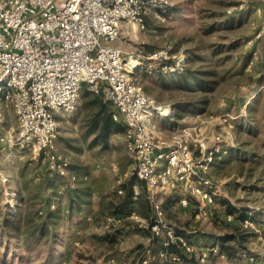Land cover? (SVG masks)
Masks as SVG:
<instances>
[{
	"label": "rangeland",
	"instance_id": "374dc122",
	"mask_svg": "<svg viewBox=\"0 0 264 264\" xmlns=\"http://www.w3.org/2000/svg\"><path fill=\"white\" fill-rule=\"evenodd\" d=\"M165 5L174 7L169 16L152 12L144 30L125 22L114 44L126 57L143 62L137 81L168 108L170 130L157 131L158 136L169 138L178 126L204 124L209 137L221 135L224 142L207 175L218 188L208 205L209 217L197 218L196 197L177 191L160 197L165 222L182 232L180 237L191 247L188 251L177 245L187 264H229L215 246V237L226 232L225 222L230 221L224 202L244 208L253 219L241 230L248 248L241 263L248 258L264 264V33L257 37L264 27L263 0H163ZM95 96L83 86L77 109L59 117L57 150L77 181L64 179L49 190L42 183L55 172L28 148L12 145L17 116L13 107L4 108L0 211L35 215L44 201L52 211L60 208L61 218L50 226L47 241L29 252L21 244L20 231L9 232L0 243V264H140L154 245L151 213L144 215L145 195V206L133 204L120 215L110 214L109 203L125 195L123 186L134 164L124 134L112 135L106 149L93 144L97 132L91 128L99 109ZM134 190L139 194L138 187ZM71 197L77 200L73 210ZM185 197L187 205L181 203ZM166 236L163 231L155 247Z\"/></svg>",
	"mask_w": 264,
	"mask_h": 264
},
{
	"label": "built area",
	"instance_id": "2783aa9c",
	"mask_svg": "<svg viewBox=\"0 0 264 264\" xmlns=\"http://www.w3.org/2000/svg\"><path fill=\"white\" fill-rule=\"evenodd\" d=\"M162 5L163 0H0V125L4 108L13 107L18 130L11 136L12 145L28 148L75 184L77 176L58 152L56 139L59 117L77 109L82 87L87 86L126 128L132 175L144 184L154 211L150 231L155 236L166 231L164 246L179 242L191 251L165 222L160 197L189 192L197 200V218L207 219L218 189L207 175L223 147L222 136L209 137L204 124L178 126L169 138L158 136L156 118L165 124L170 117L162 115L161 105L137 81L143 62L135 75L133 56L126 57L114 44L124 22L144 30L147 16ZM263 33L264 27L257 37ZM181 203L187 205L189 199ZM158 258L186 264L174 252H161Z\"/></svg>",
	"mask_w": 264,
	"mask_h": 264
},
{
	"label": "trees",
	"instance_id": "16d2710c",
	"mask_svg": "<svg viewBox=\"0 0 264 264\" xmlns=\"http://www.w3.org/2000/svg\"><path fill=\"white\" fill-rule=\"evenodd\" d=\"M174 7H170L168 5L162 6L157 9V11L164 15L169 16L170 12L173 11ZM94 104L99 106L98 111L95 113L93 118V124L91 131L97 132L96 137L93 140V144L102 145L105 149L109 146V138L112 135H122L124 134L126 128L122 123H118L113 120L110 112L109 106L104 103L102 97L100 95H96L94 100ZM72 169V166H71ZM62 178L56 172L50 179H44L42 186L49 190L55 189L58 183L62 184ZM125 190V195L120 198L118 201H111L110 205V214L111 215H120L129 209L133 204H139L141 207L145 206L143 204L142 196L145 195V200L148 204L147 213L144 215L146 217L150 216V224L154 223V216L152 214L153 208L148 199L147 191L143 183L137 180V178L131 175L128 178V182L123 186ZM135 187L140 189L139 194H135ZM72 198V197H71ZM77 203V200L72 198L69 208L73 210L74 205ZM142 204V205H141ZM50 203L41 201L40 202V211L36 212L35 215L27 214L25 211L20 210L18 214L9 213L6 214L2 210L0 214L4 215L2 221L0 222V243L4 241V238L9 237V232L20 231V240L21 244L27 250V252L33 250L35 247L45 243L47 241V236L50 232V226L56 224L58 220H60V212L61 209L58 208L55 211L50 209ZM147 206V205H146ZM224 206L227 208V213L232 217L230 221L225 222L226 232L222 235L216 236V243L220 250V255L226 256L229 264H242L241 263V255L243 252L248 251V248L245 245L246 236L242 233V227L245 222L252 220V216L250 213L241 207H236L231 203L225 201ZM151 211V212H150ZM39 213L45 215H39ZM233 218L239 224H233ZM38 220H40L38 224ZM177 236L182 235L183 233L177 230H173ZM154 245L148 250L144 252L143 259L140 261V264H143L144 260H148V264H170L167 261H163L158 258V254L161 252H174L179 254L184 258V255L179 253L177 250V243H169V246H164V243L168 242L165 240L160 242L158 247H155L158 242L159 236H155ZM239 256V262L237 261V257ZM184 261V260H183ZM185 262V261H184ZM186 263V262H185ZM187 264V263H186ZM243 264H254L248 258L247 262Z\"/></svg>",
	"mask_w": 264,
	"mask_h": 264
},
{
	"label": "bare ground",
	"instance_id": "6f19581e",
	"mask_svg": "<svg viewBox=\"0 0 264 264\" xmlns=\"http://www.w3.org/2000/svg\"><path fill=\"white\" fill-rule=\"evenodd\" d=\"M131 67H132V72L135 74V75H138L139 74V72H140V69H141V63H140V61H137V60H134L132 63H131ZM168 108L167 107H165V106H161V113H162V115L165 117V118H167L168 116H166V110H167Z\"/></svg>",
	"mask_w": 264,
	"mask_h": 264
},
{
	"label": "crops",
	"instance_id": "0c3cea01",
	"mask_svg": "<svg viewBox=\"0 0 264 264\" xmlns=\"http://www.w3.org/2000/svg\"><path fill=\"white\" fill-rule=\"evenodd\" d=\"M125 23V22H124ZM124 23L122 24V29L125 28ZM116 46H119L117 44H115ZM167 123H162V121L158 122L156 121V126H157V131H167L170 130V128L168 126H166Z\"/></svg>",
	"mask_w": 264,
	"mask_h": 264
}]
</instances>
